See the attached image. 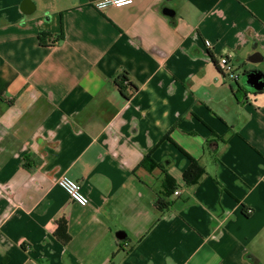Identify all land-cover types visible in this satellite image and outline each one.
<instances>
[{
	"label": "crops",
	"instance_id": "1",
	"mask_svg": "<svg viewBox=\"0 0 264 264\" xmlns=\"http://www.w3.org/2000/svg\"><path fill=\"white\" fill-rule=\"evenodd\" d=\"M94 1L0 0V264H264V0Z\"/></svg>",
	"mask_w": 264,
	"mask_h": 264
},
{
	"label": "built area",
	"instance_id": "2",
	"mask_svg": "<svg viewBox=\"0 0 264 264\" xmlns=\"http://www.w3.org/2000/svg\"><path fill=\"white\" fill-rule=\"evenodd\" d=\"M133 0H95L92 3V7L97 11H102L108 7H122L130 5ZM230 55L226 54L219 58L217 64L218 67L227 72L230 76L236 77V74L232 72V67L229 61ZM56 185L61 188L67 196L77 205L85 206L88 203V198L81 191V187L78 182L69 178L66 175H61L56 179ZM179 192L174 191V195H177Z\"/></svg>",
	"mask_w": 264,
	"mask_h": 264
},
{
	"label": "trees",
	"instance_id": "3",
	"mask_svg": "<svg viewBox=\"0 0 264 264\" xmlns=\"http://www.w3.org/2000/svg\"><path fill=\"white\" fill-rule=\"evenodd\" d=\"M39 41L41 43H44V36L42 34L39 35ZM217 67H218V64H217ZM115 82H116L119 92L125 99L128 98V96L125 94L126 89L129 90L130 93L136 89L135 86L131 82H129L128 79L124 75L120 76L119 79ZM124 85L127 88H125ZM203 172H204L203 167L194 159H190V163L182 175L184 183L189 186L197 184L201 176L203 175ZM168 184H170L171 187H169ZM164 187L165 188L168 187V189L170 188L173 191L174 186H173L172 180L169 178H165ZM155 204L160 209L166 207L167 205V203L164 202L163 200H156Z\"/></svg>",
	"mask_w": 264,
	"mask_h": 264
},
{
	"label": "water",
	"instance_id": "4",
	"mask_svg": "<svg viewBox=\"0 0 264 264\" xmlns=\"http://www.w3.org/2000/svg\"><path fill=\"white\" fill-rule=\"evenodd\" d=\"M163 13L164 14H166V15H169V16H171V15H173V11L172 10H170V9H167V8H165L164 10H163ZM249 76H251L252 77V80H250V82L249 83H251L252 85H253V88L255 89V90H257V89H262L263 88V84L261 83V77H259V75H257V73L256 72H251V73H249ZM249 78V77H248ZM119 237H123V234H119Z\"/></svg>",
	"mask_w": 264,
	"mask_h": 264
},
{
	"label": "rangeland",
	"instance_id": "5",
	"mask_svg": "<svg viewBox=\"0 0 264 264\" xmlns=\"http://www.w3.org/2000/svg\"><path fill=\"white\" fill-rule=\"evenodd\" d=\"M239 74H240V77H241V79H243V78H245L246 76H248L249 78V82H250V80H252V77L251 76H249V73H243V72H239ZM251 84V83H250ZM252 85V84H251Z\"/></svg>",
	"mask_w": 264,
	"mask_h": 264
}]
</instances>
